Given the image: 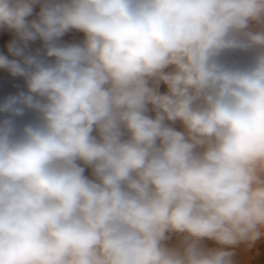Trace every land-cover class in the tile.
Returning <instances> with one entry per match:
<instances>
[{"label": "clouds", "instance_id": "9594fccd", "mask_svg": "<svg viewBox=\"0 0 264 264\" xmlns=\"http://www.w3.org/2000/svg\"><path fill=\"white\" fill-rule=\"evenodd\" d=\"M0 49V264H237L264 237V0H0Z\"/></svg>", "mask_w": 264, "mask_h": 264}, {"label": "bare ground", "instance_id": "6f19581e", "mask_svg": "<svg viewBox=\"0 0 264 264\" xmlns=\"http://www.w3.org/2000/svg\"><path fill=\"white\" fill-rule=\"evenodd\" d=\"M8 35H9V38H11V34H8ZM80 38H81L80 34H77V33H70L65 37L66 40H78ZM35 46L37 45H33V47ZM0 51H6V49H0ZM22 89H23V81L21 78H12L7 73H5L3 70H0V99H2L5 95L14 94L15 92L22 90ZM249 247H252V245ZM246 251H249V250H246V245H241L238 248V252L236 253L235 256L239 260L240 262L239 264H243L242 260L246 256ZM252 251L253 250L251 249L247 253V255L251 256ZM255 251L256 250H254V252Z\"/></svg>", "mask_w": 264, "mask_h": 264}, {"label": "rangeland", "instance_id": "374dc122", "mask_svg": "<svg viewBox=\"0 0 264 264\" xmlns=\"http://www.w3.org/2000/svg\"><path fill=\"white\" fill-rule=\"evenodd\" d=\"M238 248L235 249V252L236 253L238 252ZM251 249L253 250L252 251V255L249 256V255H247V253ZM246 250H249V251H246V256L242 260V263L243 264H264V237H262L260 240H258L257 242H255L252 245V247L246 246ZM254 250H256V251L254 252ZM253 254H254V256H253ZM235 260H236L237 264L240 263L236 256H235Z\"/></svg>", "mask_w": 264, "mask_h": 264}]
</instances>
